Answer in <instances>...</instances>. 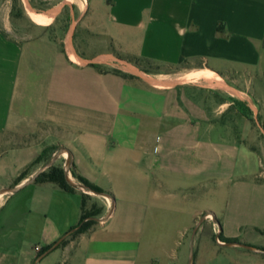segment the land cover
I'll list each match as a JSON object with an SVG mask.
<instances>
[{
  "label": "crops",
  "instance_id": "1",
  "mask_svg": "<svg viewBox=\"0 0 264 264\" xmlns=\"http://www.w3.org/2000/svg\"><path fill=\"white\" fill-rule=\"evenodd\" d=\"M52 9L29 38L0 25V132L42 131L0 153V188H13L0 193V264H264V0H54L39 12ZM65 9L58 39L48 24ZM100 38L110 48L84 49ZM209 90L228 99L207 103ZM48 145L104 192L34 182ZM82 196L95 224L74 236Z\"/></svg>",
  "mask_w": 264,
  "mask_h": 264
},
{
  "label": "rangeland",
  "instance_id": "2",
  "mask_svg": "<svg viewBox=\"0 0 264 264\" xmlns=\"http://www.w3.org/2000/svg\"><path fill=\"white\" fill-rule=\"evenodd\" d=\"M27 1L29 2L30 6L38 12L44 10L45 8L50 6L52 2H54V0H27ZM12 7H13V12L11 15L10 12L12 10ZM3 21L5 23L9 22V25L12 28L8 31V35L16 39L29 38L31 36H35L39 32V29L36 28L37 24L32 20L29 13L27 12L26 0H0V25L2 24ZM70 22H72V18H69L68 12L65 9L59 14V16L54 21L48 24L49 25L48 30L50 35L58 39L64 38L67 30V26L70 24ZM81 38H82V34L80 28L78 26L76 28H73V39L74 42L79 47L81 46V41H80ZM110 45L111 44L106 39L100 38L91 41L87 47L84 46L83 47L84 49L87 50L88 53H95L102 49L110 48ZM119 66H121V63L119 64ZM141 66L144 67L145 69H150L155 74L172 72L171 69L162 68V67L156 68V66L152 63L146 64L142 62ZM247 83L248 81L245 78V82L243 81V85H248ZM200 96L207 103H212V102L220 103L223 100L228 99L226 96H224V94H222V92H217V91L214 92L212 90L201 92ZM230 100H232V104L230 107H232L233 111H235V109H244V111L247 109V106L244 104V102L238 100L237 98H232ZM253 100H254L253 98L251 100L248 99L249 102H253ZM252 125H254V127L257 126L254 121L252 122ZM257 131L258 130L255 131V134L257 135L258 139H260L261 135L258 134ZM41 132L42 131L40 132L38 131L36 134L32 136H20L12 132H0V153L10 147L22 146L24 144L30 143L33 140L38 139V136L40 135ZM252 143L256 145L255 140H252ZM48 153L49 154L47 155L50 157V159L47 161V163L51 161L52 157H54L55 154H58L57 157H66V155L68 154L66 147H60L57 145H55L54 149L53 148L49 149ZM57 157H56L57 161L55 159L53 164L59 166L63 165L64 160L62 158H57ZM48 167H46L45 169H47ZM68 176H70V179L74 178L70 173V171L68 173ZM74 181L80 183L75 178ZM82 189L95 192L91 189H88L87 187ZM84 204H86L88 208V210L86 211L92 210L93 207L95 206V204L89 202L86 197L84 198Z\"/></svg>",
  "mask_w": 264,
  "mask_h": 264
},
{
  "label": "trees",
  "instance_id": "3",
  "mask_svg": "<svg viewBox=\"0 0 264 264\" xmlns=\"http://www.w3.org/2000/svg\"><path fill=\"white\" fill-rule=\"evenodd\" d=\"M13 12V7L12 10L10 12V14L12 15ZM131 62L133 64H135L137 67H139L141 70H144L145 72L148 73H153L150 69H145L144 67L141 66V63H146V64H151L152 62H150L147 59H140V58H135L133 60H131ZM154 64V63H152ZM91 65H93L98 71L100 72H106V71H111L114 72L124 78L130 77L132 76L130 73L124 72L120 69L117 68H113V67H109L107 65H103V64H97V63H91ZM155 65V64H154ZM156 68L160 67L158 65H155ZM245 114L248 116V113L245 112ZM54 149L55 145H48L46 146L44 149L41 150V152L39 153V155L34 159V161L32 162L31 165L39 162L40 160H45L48 161L50 159V157L47 155L48 150L49 149ZM30 165V166H31ZM29 170V167H27L26 169H24L19 176L15 179V181L20 180L21 178H23L27 172ZM70 173L72 174V176L77 179L80 183H82L83 185H85L88 189H91L95 192H104L101 188H99L98 186L90 183L89 181H87L86 179H84L83 177H81L73 167H71L69 169ZM34 182H51L56 184L57 186H59L60 188L66 190V191H70L73 192L75 190L74 186H72L71 184H69L66 181L65 178V171L63 169V166H59V165H50L47 169L41 171L35 178H34ZM84 198L85 196H82V204L84 203ZM96 214V209L95 207H93L92 210L90 211H84L80 217V221L78 223V225L76 226L75 230L72 231V235H78L82 232H85L87 230H89L94 224L95 221L90 218V216H94ZM219 238L221 240L224 241H231V239H225L224 237L219 235ZM51 246H48L44 249H41L39 251V255L43 254L47 249H49Z\"/></svg>",
  "mask_w": 264,
  "mask_h": 264
},
{
  "label": "bare ground",
  "instance_id": "4",
  "mask_svg": "<svg viewBox=\"0 0 264 264\" xmlns=\"http://www.w3.org/2000/svg\"><path fill=\"white\" fill-rule=\"evenodd\" d=\"M26 8H27V12L29 13L30 17L34 20V21H37V22H48L51 20V18L53 17L54 13H55V9H52L50 11H46V12H38V11H35L29 4V2L26 0ZM70 44L68 43V46ZM68 48V49H69ZM72 53V52H71ZM122 67L125 68V69H128V70H131L132 72H136V73H140L141 75H143L146 79H148L149 81L151 82H154V83H163L161 82L160 80H157L155 78H153L152 76L150 75H146L143 71L139 70L136 68L135 65L131 64V63H126V62H123L122 61ZM200 76H202L206 82L210 85H215V86H221V87H225L227 89H230L229 87L226 86V84H224V82L222 81V79L216 75V74H213V73H206V72H199L198 73Z\"/></svg>",
  "mask_w": 264,
  "mask_h": 264
},
{
  "label": "water",
  "instance_id": "5",
  "mask_svg": "<svg viewBox=\"0 0 264 264\" xmlns=\"http://www.w3.org/2000/svg\"><path fill=\"white\" fill-rule=\"evenodd\" d=\"M57 155H58V154H55V156L52 157L51 161H50L49 163L45 164V165L42 167V170H44V168H46V167L50 166L51 164H53V162L55 161ZM65 165H66L67 167L69 166V164H68L67 161H65ZM42 170H41V171H42ZM38 174H39V173H36L35 177H36ZM35 177H34V178H35ZM65 178H66V181H67L69 184H71L72 186H78V187H80V188H86L85 185H83V184H81V183H77V182L73 181L72 179H70V176H68V173H66V172H65ZM12 190H13L12 187H6V188H2V189H0V193H1V192H4V191H12ZM50 248H51V247H50Z\"/></svg>",
  "mask_w": 264,
  "mask_h": 264
},
{
  "label": "built area",
  "instance_id": "6",
  "mask_svg": "<svg viewBox=\"0 0 264 264\" xmlns=\"http://www.w3.org/2000/svg\"><path fill=\"white\" fill-rule=\"evenodd\" d=\"M63 169H64V171L66 172V173H69V167H67L66 165H65V162L63 163ZM218 242H220V240L217 238L216 239Z\"/></svg>",
  "mask_w": 264,
  "mask_h": 264
}]
</instances>
